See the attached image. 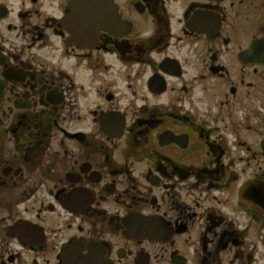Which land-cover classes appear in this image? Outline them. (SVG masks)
Wrapping results in <instances>:
<instances>
[{"label":"flooded vegetation","instance_id":"obj_1","mask_svg":"<svg viewBox=\"0 0 264 264\" xmlns=\"http://www.w3.org/2000/svg\"><path fill=\"white\" fill-rule=\"evenodd\" d=\"M0 264H264V0H0Z\"/></svg>","mask_w":264,"mask_h":264},{"label":"water","instance_id":"obj_2","mask_svg":"<svg viewBox=\"0 0 264 264\" xmlns=\"http://www.w3.org/2000/svg\"><path fill=\"white\" fill-rule=\"evenodd\" d=\"M0 96H1V90H0Z\"/></svg>","mask_w":264,"mask_h":264}]
</instances>
